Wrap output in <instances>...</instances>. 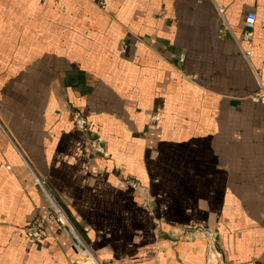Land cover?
I'll return each mask as SVG.
<instances>
[{
  "label": "crops",
  "instance_id": "1",
  "mask_svg": "<svg viewBox=\"0 0 264 264\" xmlns=\"http://www.w3.org/2000/svg\"><path fill=\"white\" fill-rule=\"evenodd\" d=\"M102 1L0 0V264H93L41 183L96 264H264V0Z\"/></svg>",
  "mask_w": 264,
  "mask_h": 264
},
{
  "label": "built area",
  "instance_id": "2",
  "mask_svg": "<svg viewBox=\"0 0 264 264\" xmlns=\"http://www.w3.org/2000/svg\"><path fill=\"white\" fill-rule=\"evenodd\" d=\"M104 4V0L101 2V5ZM220 11H222L220 9ZM257 25V15L254 12H249L246 14L244 18V27H245V34L244 37L246 39L250 38V31L254 29ZM248 55L250 53H247ZM181 62L184 61V57H181ZM257 102L264 103V95L261 96L259 99H256ZM74 117V126L75 129L81 132H85L89 129L88 122L85 118V115L80 111L73 112ZM97 149V148H96ZM125 186L129 187H136V184L133 181H125ZM47 199L49 202L50 213L47 218H36L31 223H29L23 230L26 237L31 242H39L44 238L46 233V229L50 224L58 225L63 233L71 237L74 241L73 248L75 253L82 263H87L88 261H92L93 264H96L95 258L90 251V248L84 238L82 237L81 233L74 227L72 224L68 214L62 208V206L55 200L53 196H51L45 188L44 183L40 184Z\"/></svg>",
  "mask_w": 264,
  "mask_h": 264
}]
</instances>
